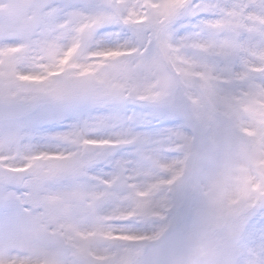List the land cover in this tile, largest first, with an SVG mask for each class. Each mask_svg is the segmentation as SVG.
I'll return each instance as SVG.
<instances>
[{
  "label": "snow or ice",
  "instance_id": "6c2138e0",
  "mask_svg": "<svg viewBox=\"0 0 264 264\" xmlns=\"http://www.w3.org/2000/svg\"><path fill=\"white\" fill-rule=\"evenodd\" d=\"M0 264H264V0H0Z\"/></svg>",
  "mask_w": 264,
  "mask_h": 264
}]
</instances>
